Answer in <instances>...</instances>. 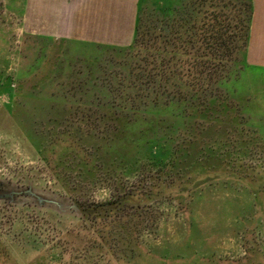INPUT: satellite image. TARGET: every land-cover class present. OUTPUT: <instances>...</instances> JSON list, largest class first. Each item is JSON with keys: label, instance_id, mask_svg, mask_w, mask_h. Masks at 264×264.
Here are the masks:
<instances>
[{"label": "rangeland", "instance_id": "374dc122", "mask_svg": "<svg viewBox=\"0 0 264 264\" xmlns=\"http://www.w3.org/2000/svg\"><path fill=\"white\" fill-rule=\"evenodd\" d=\"M218 1L182 36L148 0L137 43L100 48L0 0V264H264V66Z\"/></svg>", "mask_w": 264, "mask_h": 264}, {"label": "crops", "instance_id": "0c3cea01", "mask_svg": "<svg viewBox=\"0 0 264 264\" xmlns=\"http://www.w3.org/2000/svg\"><path fill=\"white\" fill-rule=\"evenodd\" d=\"M142 0H28L30 34L101 48L132 45ZM248 61L264 66V12H253Z\"/></svg>", "mask_w": 264, "mask_h": 264}, {"label": "trees", "instance_id": "16d2710c", "mask_svg": "<svg viewBox=\"0 0 264 264\" xmlns=\"http://www.w3.org/2000/svg\"><path fill=\"white\" fill-rule=\"evenodd\" d=\"M147 1L148 0H142L138 8V16H137V23H136V30H135L133 44L137 43L138 33L140 29V24H141V18L143 17L142 16L143 11L144 9H146L145 7L148 6V4L146 3ZM204 1L206 2V0H199V2H197L196 4H192V6L190 4V6H188L187 0H179L178 5L176 4L170 5L169 3H167V0H156L157 5L160 6L162 9V12H157V13L155 12V13L158 15L160 13L159 16L162 20L166 21V25L168 22H173V20H175V17H176L177 18L176 20H179L178 22L182 24L180 25L179 29L182 30L181 34L183 36V35L189 34L191 32V29H194V27L192 28L190 26L189 24L190 22H195L197 19L205 17V16L200 17L201 12H206L204 11V8H205ZM219 6H221V8H220V11L218 12H228L230 14L231 12H234V10H237V12L240 13L239 25L242 28L243 40H246L248 38V33H249L250 24H251L252 15H253L252 0H219L218 4L214 5L213 8L217 9ZM168 10L172 12L171 15H166V12ZM216 11L217 10H213L212 12H216ZM193 12H197V13H193ZM170 34H171L170 32H167L163 35V39L165 37L166 43L168 45H169V40H170L169 39ZM172 53H173L172 57H174L175 55L176 56L178 55L176 51ZM84 82L86 83L85 86L90 85L91 83H92L91 85H93L95 83V82L89 83L88 81H85V80ZM155 101H156V98L153 99V102ZM68 102L78 103L79 106L83 105L84 107L98 106L100 108H107L108 105L112 107V96L104 95V94L102 95L100 93L99 94L98 93L97 94L85 93L83 97H80L79 99H75V97H73L69 99ZM148 112H152V111H147V110L145 111V113H148Z\"/></svg>", "mask_w": 264, "mask_h": 264}, {"label": "water", "instance_id": "95a60500", "mask_svg": "<svg viewBox=\"0 0 264 264\" xmlns=\"http://www.w3.org/2000/svg\"><path fill=\"white\" fill-rule=\"evenodd\" d=\"M33 195H34V193L32 194V197H33ZM255 196V195H254ZM37 198V200H39V197H36Z\"/></svg>", "mask_w": 264, "mask_h": 264}]
</instances>
